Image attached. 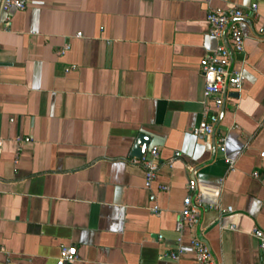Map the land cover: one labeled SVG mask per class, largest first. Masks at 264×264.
Listing matches in <instances>:
<instances>
[{
    "label": "crops",
    "instance_id": "0c3cea01",
    "mask_svg": "<svg viewBox=\"0 0 264 264\" xmlns=\"http://www.w3.org/2000/svg\"><path fill=\"white\" fill-rule=\"evenodd\" d=\"M231 6L246 12L235 57L246 79L218 106L203 94L200 63L219 42L209 11ZM7 15L0 264H196L193 236L222 264H264L253 235L264 230V0H30ZM205 112L217 113L215 132L196 135ZM155 145L148 188L140 159ZM193 177L200 218L177 231ZM62 245L76 246L77 259L59 263Z\"/></svg>",
    "mask_w": 264,
    "mask_h": 264
},
{
    "label": "built area",
    "instance_id": "2783aa9c",
    "mask_svg": "<svg viewBox=\"0 0 264 264\" xmlns=\"http://www.w3.org/2000/svg\"><path fill=\"white\" fill-rule=\"evenodd\" d=\"M30 0H0V15L5 14L3 21L0 19V28L8 29L10 26V16L7 15L10 9H26ZM252 12H257L258 4H251ZM246 16V12L239 6H231L227 8H215L209 11L207 15V23L211 35L219 39L218 44L209 49L200 63V71L204 79L203 94L207 98H213L218 106L223 102L224 95L229 89L239 90L242 88L246 79V73L241 66H239L235 57L237 54H243L245 50V37L242 30V23ZM2 23V26H1ZM258 32L264 35V21L258 28ZM78 36L82 33L78 32ZM67 47H65L66 49ZM65 49L59 51L62 53ZM218 121L217 113L208 115L204 113L203 119L194 128L196 135H208L215 132L216 124ZM26 141L30 137L25 138ZM218 147L226 151V136L220 135L218 138ZM264 155V153H262ZM176 156L180 155L179 151L175 152ZM159 147L153 146L149 153L144 155L140 162L145 168V186L151 188L155 180L157 171L159 169ZM225 160L229 163L230 167L234 166V159L226 157ZM189 169L196 173V168L189 166ZM257 175L258 173L255 172ZM161 189L168 188L167 185H161ZM187 193L183 199V207L180 211L179 217L176 221L177 231H181L185 224L194 226L198 223L200 218V206L203 205L201 194L197 191V180L193 177L187 184ZM150 199L156 201V194L151 193ZM214 208L219 209L221 212L233 210L232 206L226 208L218 204L213 205ZM151 210L155 213H160V207L155 203ZM253 235L260 240L261 246L264 248V230L256 227L253 230ZM191 243L195 252L196 264H222L217 259L210 248V246L197 236L191 238ZM185 252L182 246L178 249L170 251V257L174 261H178L182 254ZM78 257V250L76 246L62 245L60 248L59 263L66 261H74ZM7 264H12L7 261Z\"/></svg>",
    "mask_w": 264,
    "mask_h": 264
},
{
    "label": "water",
    "instance_id": "95a60500",
    "mask_svg": "<svg viewBox=\"0 0 264 264\" xmlns=\"http://www.w3.org/2000/svg\"><path fill=\"white\" fill-rule=\"evenodd\" d=\"M141 141V140H140Z\"/></svg>",
    "mask_w": 264,
    "mask_h": 264
}]
</instances>
